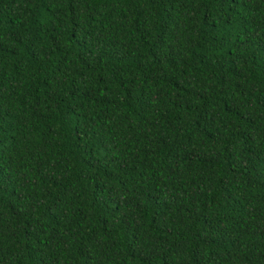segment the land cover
<instances>
[{
  "label": "trees",
  "instance_id": "trees-1",
  "mask_svg": "<svg viewBox=\"0 0 264 264\" xmlns=\"http://www.w3.org/2000/svg\"><path fill=\"white\" fill-rule=\"evenodd\" d=\"M0 264H264V0H0Z\"/></svg>",
  "mask_w": 264,
  "mask_h": 264
}]
</instances>
